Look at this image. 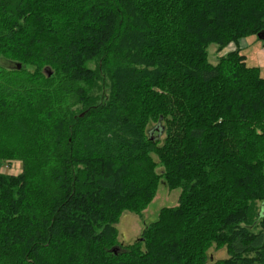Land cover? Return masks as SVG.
Instances as JSON below:
<instances>
[{"label": "trees", "instance_id": "trees-1", "mask_svg": "<svg viewBox=\"0 0 264 264\" xmlns=\"http://www.w3.org/2000/svg\"><path fill=\"white\" fill-rule=\"evenodd\" d=\"M261 31L264 0H0V264H264V77L206 51Z\"/></svg>", "mask_w": 264, "mask_h": 264}, {"label": "rangeland", "instance_id": "rangeland-1", "mask_svg": "<svg viewBox=\"0 0 264 264\" xmlns=\"http://www.w3.org/2000/svg\"><path fill=\"white\" fill-rule=\"evenodd\" d=\"M236 48L239 49L241 54L246 56V65L257 68L259 75L264 77V65L262 63L264 57H261L263 55L262 52H264V40L259 39L257 35L243 36L237 43L230 42L219 51L215 44H211L206 50L208 61L215 64L220 56ZM152 125L150 124L149 127ZM163 136V134H160L161 138ZM152 157L157 161L155 155L152 154ZM0 171L8 174H18L21 171V162L19 160L5 162L1 165ZM156 171L158 173L162 172V167L158 165ZM180 193V188H169L164 180L160 179L154 196L142 209L140 215L128 210L121 214L118 223L115 225L118 232V242L122 245H129L138 240L144 227L157 219L162 208L177 205ZM208 256L212 261L223 259L227 256V250L225 247H211L208 251Z\"/></svg>", "mask_w": 264, "mask_h": 264}, {"label": "water", "instance_id": "water-1", "mask_svg": "<svg viewBox=\"0 0 264 264\" xmlns=\"http://www.w3.org/2000/svg\"><path fill=\"white\" fill-rule=\"evenodd\" d=\"M257 37H258L259 39L264 40V31L259 32V33L257 34Z\"/></svg>", "mask_w": 264, "mask_h": 264}, {"label": "crops", "instance_id": "crops-1", "mask_svg": "<svg viewBox=\"0 0 264 264\" xmlns=\"http://www.w3.org/2000/svg\"><path fill=\"white\" fill-rule=\"evenodd\" d=\"M264 51V50H263ZM262 54L263 55H261V53H260V55H261V57H264V52H262ZM244 61H245V63H246V56L244 55ZM262 63H263V65H264V58L262 59Z\"/></svg>", "mask_w": 264, "mask_h": 264}]
</instances>
